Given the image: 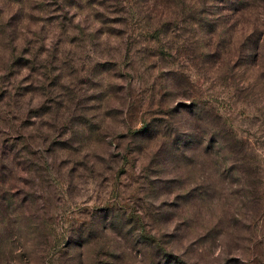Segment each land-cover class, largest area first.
<instances>
[{
  "label": "rangeland",
  "instance_id": "obj_1",
  "mask_svg": "<svg viewBox=\"0 0 264 264\" xmlns=\"http://www.w3.org/2000/svg\"><path fill=\"white\" fill-rule=\"evenodd\" d=\"M0 264H264V0H0Z\"/></svg>",
  "mask_w": 264,
  "mask_h": 264
}]
</instances>
